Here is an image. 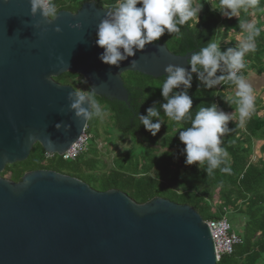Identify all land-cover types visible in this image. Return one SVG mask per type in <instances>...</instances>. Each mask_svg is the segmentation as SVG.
<instances>
[{"label":"water","instance_id":"water-1","mask_svg":"<svg viewBox=\"0 0 264 264\" xmlns=\"http://www.w3.org/2000/svg\"><path fill=\"white\" fill-rule=\"evenodd\" d=\"M107 11L85 3L48 25L31 17L30 0H0V175L27 161L37 144L63 155L87 129L89 122L68 110L75 90L54 78L77 74L95 96L127 103L123 74L159 79L169 64L190 68V54L153 43L119 68L104 64L96 37ZM77 22L82 30L70 27ZM57 123L71 130L58 131ZM0 264L218 263L210 229L190 206L162 198L138 205L120 191L98 192L75 178L35 171L20 183L0 178Z\"/></svg>","mask_w":264,"mask_h":264},{"label":"trees","instance_id":"trees-1","mask_svg":"<svg viewBox=\"0 0 264 264\" xmlns=\"http://www.w3.org/2000/svg\"><path fill=\"white\" fill-rule=\"evenodd\" d=\"M193 2L203 5L199 21H189L178 34L165 32L153 44L165 45L176 56L191 55L211 40L225 50L234 47L238 41L239 19L257 21L256 26L260 29V35L256 38L257 48L246 56L244 74L247 78L250 73L264 75V0H258L257 8L249 9L246 13L242 11L239 18L231 19L218 11L220 0ZM56 3L59 12L76 14L89 0H56ZM115 3L116 0H96V6L106 10H110ZM193 77L189 95L193 99L194 114L199 106L213 103L225 112L235 111L234 85L227 83L205 89L196 76ZM164 79L127 72L122 75L129 96L127 103L95 96L110 114L114 131L124 139H132L137 146L136 150L115 159L113 167L108 168L101 157L99 135H92L99 119H93L89 121L86 131L91 136L89 151L75 162H64L59 156L47 160V153L37 144L27 161L7 166L0 177L20 183L27 173L52 171L82 181L98 192L120 191L138 205L162 198L177 205L190 206L205 222L229 217L235 228L237 221L232 216H243L245 222L238 234L243 244L236 247L231 256H224L218 264H264V119L258 116L263 108L262 102L256 101L252 115L243 126L239 125L237 114V119L228 125L232 131L221 138L222 147L229 153L230 172L223 173L216 169L212 175H207L204 171L206 164L201 168L185 164V145L179 140V131L189 125L178 126L163 117L165 124L156 136L139 125L137 113L147 115V108L166 102L160 89ZM53 80L75 91L78 85L90 91L85 80L74 73H66ZM161 114L163 116V112ZM109 142L112 144L111 139ZM258 144L260 147L255 159L254 150Z\"/></svg>","mask_w":264,"mask_h":264},{"label":"clouds","instance_id":"clouds-1","mask_svg":"<svg viewBox=\"0 0 264 264\" xmlns=\"http://www.w3.org/2000/svg\"><path fill=\"white\" fill-rule=\"evenodd\" d=\"M95 5L96 0H89ZM31 17H40L48 25L54 24L59 17L56 0H30ZM258 0H220L218 11L229 19L239 18L241 12L255 9ZM203 5L194 4L193 0H116L107 11V15L97 27L96 44L104 51L99 59L106 65L120 67L121 62L135 57L137 51H143L146 45L152 44L165 34H178L182 26L191 20L199 21ZM39 29L42 25H34ZM73 30H82L79 22L71 24ZM240 37L234 47L222 50L221 45L211 40L199 51L193 52L188 64L190 68L169 64L165 67L166 77L163 80L161 95L166 102L147 108V115L137 113L139 125L156 136L166 117L178 126L187 124L179 131V140L185 148L186 165H207V175L216 169L223 173L230 172L229 153L222 147V137L232 131L229 123L237 119L243 126L254 109L256 95L253 85L244 71L247 67L246 56L257 48L256 38L260 29L254 21L239 19ZM47 28L42 34H46ZM55 33L63 29L57 25ZM63 61H61L62 63ZM137 67V61H131V68ZM193 74L205 89L230 83L235 86L234 103L236 109L228 113L216 103L210 106H199L193 113V99L189 90L193 84ZM95 90L72 91L68 93V110L75 114L81 123L93 119L103 120L107 115L103 106L95 98ZM63 111V109L61 110ZM163 112V116L162 113ZM56 129L71 130V125L56 124Z\"/></svg>","mask_w":264,"mask_h":264},{"label":"rangeland","instance_id":"rangeland-1","mask_svg":"<svg viewBox=\"0 0 264 264\" xmlns=\"http://www.w3.org/2000/svg\"><path fill=\"white\" fill-rule=\"evenodd\" d=\"M254 22L255 24L257 23V21ZM239 37L240 36H238L237 38ZM79 80L80 79H78L77 81ZM81 91H87V90L83 88L81 85H78L77 92H81ZM254 92L256 95V101H261L262 102L261 106L263 107L259 110L260 112L258 116L264 119V89L263 91L261 90L257 91L256 89H254ZM106 113L107 115L105 116V118L102 121L99 120L96 128L92 130V135L93 136L99 135L98 149L99 151H101L102 153L101 157L107 164V167L111 168L113 167L112 165L115 159L123 155H126L132 150H136L137 146L132 139L130 138L124 139L114 131V129L112 128L111 120L109 118L110 114L108 112ZM110 139L112 140V144H110L109 142ZM90 144L91 143L89 142V148H90ZM259 147L260 144L256 145V149L254 150L255 159L258 156ZM215 202L218 203L217 198H215ZM232 218L235 219V221H237V224L234 223L235 228H233V225L231 223V218L229 219V217H225V219H227V221L230 223L232 230L236 234H239L243 229L242 226L244 225L245 219L243 216H236V215L232 216Z\"/></svg>","mask_w":264,"mask_h":264},{"label":"built area","instance_id":"built-area-1","mask_svg":"<svg viewBox=\"0 0 264 264\" xmlns=\"http://www.w3.org/2000/svg\"><path fill=\"white\" fill-rule=\"evenodd\" d=\"M86 131L87 129L63 155L59 156L64 162H75L79 157L89 151L91 136ZM55 156L57 155L47 154L46 159L51 160ZM206 223L214 241L217 263H219L224 256H231L236 247L243 244L241 237L232 230L227 219L223 218L218 221Z\"/></svg>","mask_w":264,"mask_h":264},{"label":"crops","instance_id":"crops-1","mask_svg":"<svg viewBox=\"0 0 264 264\" xmlns=\"http://www.w3.org/2000/svg\"><path fill=\"white\" fill-rule=\"evenodd\" d=\"M248 80L253 85V88L257 91H263L264 89V75L258 76L255 73H250L248 76Z\"/></svg>","mask_w":264,"mask_h":264},{"label":"flooded vegetation","instance_id":"flooded-vegetation-1","mask_svg":"<svg viewBox=\"0 0 264 264\" xmlns=\"http://www.w3.org/2000/svg\"><path fill=\"white\" fill-rule=\"evenodd\" d=\"M1 178V177H0Z\"/></svg>","mask_w":264,"mask_h":264}]
</instances>
